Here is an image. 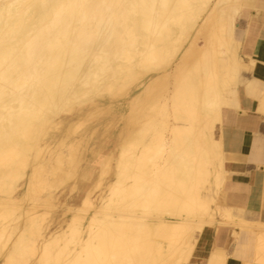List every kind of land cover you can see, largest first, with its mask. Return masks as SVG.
Wrapping results in <instances>:
<instances>
[{
    "label": "bare ground",
    "instance_id": "6f19581e",
    "mask_svg": "<svg viewBox=\"0 0 264 264\" xmlns=\"http://www.w3.org/2000/svg\"><path fill=\"white\" fill-rule=\"evenodd\" d=\"M249 1L0 0V264H187L215 225L238 231L209 264H264V225L215 200L220 109L239 81L235 30ZM51 126L56 164L76 171L84 160L75 212L89 218L57 220L44 235L46 180L29 158ZM79 128L78 142L108 129L84 159L65 153ZM58 165L56 188L72 175Z\"/></svg>",
    "mask_w": 264,
    "mask_h": 264
},
{
    "label": "crops",
    "instance_id": "0c3cea01",
    "mask_svg": "<svg viewBox=\"0 0 264 264\" xmlns=\"http://www.w3.org/2000/svg\"><path fill=\"white\" fill-rule=\"evenodd\" d=\"M239 18L234 53L239 81L220 109L224 181L215 200L217 208L264 225V0H250ZM233 230L238 231L228 225L207 227L187 264H209L214 253L228 252ZM225 264L243 260L228 256Z\"/></svg>",
    "mask_w": 264,
    "mask_h": 264
},
{
    "label": "rangeland",
    "instance_id": "374dc122",
    "mask_svg": "<svg viewBox=\"0 0 264 264\" xmlns=\"http://www.w3.org/2000/svg\"><path fill=\"white\" fill-rule=\"evenodd\" d=\"M126 101L127 99L124 100V103ZM104 129L105 128H100V130L95 134L93 140H88V141L85 140V142L77 141L79 137H82L84 134H86L84 133L85 130L83 128L77 129L76 134L71 133L67 139V145L65 148L66 151L65 153L67 154V156H69V152H72V154H74V150H76L77 152H80L79 157L83 159L89 157L92 151L99 146L98 143H100L101 141L103 142L104 139L106 138L108 129L106 130ZM46 131H48V133H50V135H52L53 138H44V141L40 143L42 151L39 153L38 159H34L35 150L31 151L29 158L30 166L32 168L35 167L39 171H42L43 178L44 180H46V184H45L46 186L43 187L44 188L43 191L40 192L39 194L38 199H40L39 200L40 202L37 203L39 207H41L39 211L45 213L44 221L42 223L43 226L42 232L44 235H46L48 230H52L54 228L57 220L67 221L75 215L79 216L78 213L75 212V210L76 208L79 207L81 203L82 193H80L79 186L75 185V183L78 181V171L80 167L84 165V160H81L80 163L77 165L78 167L76 171H74L73 165L71 167H67L68 164L67 161L66 162L63 161L59 165L56 164V157L57 155H59L60 151L62 150L59 146V141L57 139V135L59 131L53 126L48 128ZM109 149L110 146L108 147V145L104 147L102 150V154L103 155L107 154L109 152ZM65 159H67V157ZM35 160L39 162H36ZM56 165L61 167L63 171L68 170L67 173H69V175L72 174L68 176V181L66 185L60 186L59 188H56V183L53 182L55 177H53L51 174L52 168L55 167ZM26 171L27 173L29 172L28 168L26 169ZM112 180H113V176H110L109 178H107V180L104 183L106 184V182H110ZM104 187H103V191L106 190ZM48 193H53L52 195L55 194L54 198L58 197L60 201L54 199L50 203L46 199ZM98 194H100V191H98ZM217 196L218 195H216V197ZM60 202H62V205L60 204ZM32 204H33L32 201L25 199V201L22 204V206L24 207V211L28 212L27 210L31 209ZM93 204L96 205L95 202ZM81 216L83 217L82 219V227H83L87 224L89 214L86 216L82 214L79 217ZM47 226L48 228H46ZM17 233L18 230L14 231L11 240L16 236ZM0 263H1V259H0Z\"/></svg>",
    "mask_w": 264,
    "mask_h": 264
}]
</instances>
